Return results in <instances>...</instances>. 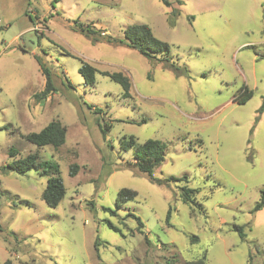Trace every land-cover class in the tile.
<instances>
[{
  "label": "rangeland",
  "instance_id": "obj_1",
  "mask_svg": "<svg viewBox=\"0 0 264 264\" xmlns=\"http://www.w3.org/2000/svg\"><path fill=\"white\" fill-rule=\"evenodd\" d=\"M165 1L0 0V264H184L203 255L205 264H264V207L254 211L264 191V0ZM133 25L169 45L164 61L107 41H123ZM36 59L55 88L42 101ZM83 64L97 71L94 85L79 74ZM104 72L127 77L130 98ZM55 120L66 128L61 147L24 139ZM131 136L165 144L152 174L159 182L131 167L132 150L120 148ZM10 149L58 165L65 196L56 208L41 199L47 175L5 168ZM182 176L196 205L182 203L184 182L166 181ZM121 189L137 196L116 209Z\"/></svg>",
  "mask_w": 264,
  "mask_h": 264
},
{
  "label": "trees",
  "instance_id": "obj_2",
  "mask_svg": "<svg viewBox=\"0 0 264 264\" xmlns=\"http://www.w3.org/2000/svg\"><path fill=\"white\" fill-rule=\"evenodd\" d=\"M163 2L165 5L169 6V3L167 1L163 0ZM79 30L87 37L96 34L94 30H91L88 27L84 28L82 26H79ZM93 41H96V39L93 38ZM107 41L114 44L125 45V47L129 49L137 51L148 61H164L163 58H158V56L168 54L170 51L169 45L155 38L152 34L151 29L146 25H133L127 27L124 30L123 41H114L111 39H108ZM36 61L39 65L42 75L44 76L45 86L39 94L34 95V98L36 100L42 101L45 100L53 91H55V88L53 86L50 71L38 59H36ZM78 71L86 85L95 84V74L97 73V71L93 67L87 64H83ZM102 75L108 77L109 79L120 85L123 98H130L129 90L131 85L127 77L123 76L121 73L109 74L107 72H104L102 73ZM66 82V87L72 88L67 79ZM251 96L252 92L245 93V95L238 101V104H244ZM88 109H92V107L89 106ZM263 109L264 97L260 112ZM94 111V113H100V111L96 108L94 109ZM107 129L108 128H106V130ZM65 136V126L60 121L55 120L51 121L38 133L27 134L23 137L27 142L35 145L38 148L49 146L53 149H57L64 144ZM120 148L123 152L132 150V168H136L139 172L146 174L148 177H150V180L152 182H159L152 176V174L154 169L158 168L164 162L165 144L163 142L159 140L149 139L142 144H138L137 140L131 136L127 140H122L120 142ZM8 153L11 160L5 168L10 172L16 173L18 175H25L31 170L39 169L41 171V174H45L48 176L46 186L41 193V199L48 208H56L65 196V187L63 185L62 179L58 176V165L50 161L38 162L39 157L37 156V154H29L24 158H16V150L10 149ZM71 168L76 169V165H73ZM70 174L72 175V173ZM166 181L184 182L185 185L180 188V199L182 203L188 205H196V195L198 191L195 189H191L186 185V176H182L180 178H170ZM136 196V192L132 190L121 189L117 195L116 209H118L122 204L128 201H134L136 199ZM197 206L200 208V205ZM263 207L264 191H261L259 201L256 203L254 211H258ZM110 213L113 214L114 211H110ZM170 213L171 212L169 209L168 218L170 216ZM130 217L136 221L139 229H142L144 227L139 217L133 214H131ZM109 226L114 231H117V229L112 225L109 224ZM234 231L238 233L241 239L245 238L242 227L234 226ZM197 241L198 238L196 236L190 237L191 243H195ZM97 246L98 242L96 241L95 247L97 248ZM205 260L206 256L203 255L197 260L185 262L184 264H205ZM4 264H11V262L7 260Z\"/></svg>",
  "mask_w": 264,
  "mask_h": 264
}]
</instances>
